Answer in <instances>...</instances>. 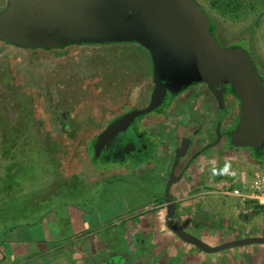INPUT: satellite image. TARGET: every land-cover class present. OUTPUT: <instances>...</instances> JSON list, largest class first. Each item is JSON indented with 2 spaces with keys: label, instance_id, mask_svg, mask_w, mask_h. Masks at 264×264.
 <instances>
[{
  "label": "rangeland",
  "instance_id": "374dc122",
  "mask_svg": "<svg viewBox=\"0 0 264 264\" xmlns=\"http://www.w3.org/2000/svg\"><path fill=\"white\" fill-rule=\"evenodd\" d=\"M197 1L214 21L220 45H235L250 52L264 73V0ZM6 5L7 0H0V12ZM150 73L147 53L133 44L79 45L64 51H35L0 44V187H8L5 194L13 199L9 205L14 207L24 202L27 216L34 205L28 195H48L74 182V185L88 187L85 194L82 193L86 196L81 198L83 203H76L88 214L100 202L110 179L129 185V189L116 201L113 210L104 211L103 221L115 215L129 218L143 206L161 198L163 187L159 192L155 189L158 180L155 171L147 172L146 177L149 174L152 177H144L142 185L137 177L127 173L110 176L105 181V177L120 168L129 165L133 169V166L130 161L124 164L101 160L93 151L97 134L111 121L130 109L144 106L151 89ZM210 101V95L201 87L200 146L214 140L213 129L224 118L220 110H210ZM226 145L230 147V143ZM217 149L208 151L201 159L209 164L199 174L201 178L217 175L220 169L227 167L247 176L259 168L264 171L260 160L248 150H234L236 159L229 166L222 154L212 155L217 154ZM99 179H102V187L90 188L92 182ZM69 192L78 191L63 189L61 195L53 197L54 211L60 217L73 201L72 195L67 196ZM58 195L60 200H57ZM230 201L238 200L231 198ZM248 217L254 219V231H264V209L253 207ZM128 241L127 244L125 239L123 246L137 254L135 244ZM249 247L264 249V244ZM117 250L119 254L112 257L115 264H119L118 258H127L125 249ZM84 251L80 241L61 251L58 259L40 264H95L100 252L89 256ZM155 253L158 255L157 251ZM136 256L131 264L140 262ZM167 261L168 258L157 260L158 264H167ZM236 262L240 264L242 260L233 261V264ZM244 262L264 264V255L248 252ZM215 264L228 262L219 260Z\"/></svg>",
  "mask_w": 264,
  "mask_h": 264
},
{
  "label": "water",
  "instance_id": "95a60500",
  "mask_svg": "<svg viewBox=\"0 0 264 264\" xmlns=\"http://www.w3.org/2000/svg\"><path fill=\"white\" fill-rule=\"evenodd\" d=\"M111 40L145 48L151 55L156 84L163 74L176 78L189 73L196 76L195 80L207 85L220 111L226 109L225 86L231 85L239 100L240 114L236 127L224 136L232 147L250 148L257 156L264 153V83L260 73L247 51L219 45L212 20L197 0H7L0 12V44L51 51ZM154 97L155 93L153 100ZM145 112L133 111L111 123L95 143L96 156ZM220 129L218 123L216 141L201 150L199 156L220 144ZM187 150L188 143L184 142L165 185L167 229L206 254L264 244V238L251 237L210 247L177 226L172 188L189 169L190 163L177 175Z\"/></svg>",
  "mask_w": 264,
  "mask_h": 264
},
{
  "label": "crops",
  "instance_id": "0c3cea01",
  "mask_svg": "<svg viewBox=\"0 0 264 264\" xmlns=\"http://www.w3.org/2000/svg\"><path fill=\"white\" fill-rule=\"evenodd\" d=\"M173 150L174 147L168 154H164V157L161 156L154 162L149 169L119 170L103 180L107 181L114 175L127 173L137 177L142 185L144 177L149 179L152 177L150 174L146 177L147 172L155 171L158 174L155 189L159 192L163 187L164 192ZM220 154L223 155L226 164L229 166L234 164L235 151L226 152L224 149H217V154L212 155L219 157ZM202 158L196 161L183 179L172 188V194L177 203L175 222L179 225L178 227L210 247H218L251 237L264 238L263 230L254 231L252 229L255 222L254 219L250 220L248 217L249 209L239 201L231 202L230 197L221 195L219 188L222 179L219 172L217 175L207 176L206 179L201 178L199 174L208 164L201 160ZM206 173L208 175L209 171L207 170ZM101 180L93 181L90 188L96 186L101 188ZM128 186L114 180L111 181V179L108 180L100 202L96 203L94 209L88 214L80 209L81 205L76 204L81 202V198L86 197L84 190L86 191L88 187L85 185H74L73 182L55 190L52 189L53 192H48V195L42 193L28 195L34 205H31L33 209L28 212L27 216L24 214V202L14 203V207L9 205L13 199L5 194L8 187H0V264H40L45 260L58 259L61 251L80 241L84 244V252L89 256H96L100 251L118 253L117 249H123L119 244L123 245L125 239L127 241L128 239L131 241L142 239L145 243L154 246V251H157L158 255L155 256L153 264H158L157 260H162V258L165 260L168 258L167 264L177 261L180 264H215L219 260L227 261L228 264L242 260L240 264H247L244 262V256L248 252L264 255V249L249 246L206 254L195 246L184 243L166 227L167 205L164 194L161 198L137 210L129 218L121 219V215L117 216L113 211L112 215L115 216L103 221L101 216L104 211L113 210L116 201L128 191ZM206 187L213 188V190L203 189ZM63 189L78 192L67 194V196H73L71 198L73 201L69 202L66 212L60 217L54 211L56 204L53 197L55 194L61 195L60 192ZM59 195L57 200H60ZM76 200L79 201L76 202ZM27 218L28 222H26ZM97 244L100 246L97 247ZM110 244L114 246L109 247ZM144 251L146 253L147 250L144 249Z\"/></svg>",
  "mask_w": 264,
  "mask_h": 264
},
{
  "label": "flooded vegetation",
  "instance_id": "af4514ba",
  "mask_svg": "<svg viewBox=\"0 0 264 264\" xmlns=\"http://www.w3.org/2000/svg\"><path fill=\"white\" fill-rule=\"evenodd\" d=\"M216 37L220 45L219 36L216 35ZM111 41L113 42V40ZM116 41L119 42H111V44H133L140 47L147 53L151 65V89L150 93L145 99L144 106L133 108L130 109V111L123 113L122 115L118 116L113 121H111L100 133L97 134L95 141H97L98 137L115 120L133 111H146L144 114H141L140 116L136 117L133 122L129 123L128 126L122 132H120L109 144H107L100 151L99 156H97L99 159L110 163L115 162L124 164L130 161L131 166H133V169H131L128 165L126 167L120 168V170L122 171H131L136 169L144 170L149 169V167L154 162H156L161 156L164 157L166 153L168 154L171 148L174 147V150L172 151L171 155V164L169 169L170 173L172 163L176 157L178 150L181 148L183 143L186 142L188 143V150L178 168L177 175H179L184 171V168L187 164L190 163V169V167L194 165L196 161L202 158L208 151L214 150L216 148L224 149V151L226 152L234 150H248L253 154V156H256L254 151L250 148L241 149L232 147L231 145L230 147H227L226 145L227 143H230V139L224 136V134L227 131H231L236 127L240 114L239 100L237 99L235 91L231 85H226L224 91L226 109L224 111H221V113H223L224 115V118L221 121L220 129V133L221 135H223L222 140L219 145L204 152L199 156V152L201 150H203L206 146L214 143L217 139L216 128L218 122L216 123V127L213 129V135L215 137L214 140L208 142V144L203 146H200L199 144V139L202 136V131L200 129L201 126L199 125V89L202 87L205 88L208 92L209 90L207 85L200 84L198 80H195L197 79V77L192 75L191 73L185 75L183 78H176L172 75L169 76L163 74L159 82L156 84L154 82V68L150 53L138 44L120 40ZM103 44L106 45L109 43H94L93 45ZM82 45L92 44L85 43ZM222 48L230 47L227 46ZM248 53L250 54V52ZM251 58L255 66L257 67L261 78H264V73L261 70L260 66L255 61L254 57ZM154 93L155 97L153 100L152 98ZM151 105L153 106L151 107ZM93 151H95V149ZM194 156H197V158L193 159ZM260 158V162L264 165V153L260 155ZM169 173L167 181L169 179ZM132 243L135 244L136 249L139 248V251H137V255L138 260L140 259L139 261L141 263L138 262L137 264H143V262L145 264L154 263L156 256L154 246L145 243L142 239H132ZM119 246L125 249V253L127 255L126 259L122 257L118 258L119 264H131L132 260L137 259V256L134 252L129 249H126L123 245L119 244ZM144 249L147 250L146 253ZM116 254L119 253H106L100 251V254L96 259L95 264H101L102 262H104V264H107V261L108 264H115L112 260V257ZM173 264L178 263L174 262Z\"/></svg>",
  "mask_w": 264,
  "mask_h": 264
},
{
  "label": "built area",
  "instance_id": "2783aa9c",
  "mask_svg": "<svg viewBox=\"0 0 264 264\" xmlns=\"http://www.w3.org/2000/svg\"><path fill=\"white\" fill-rule=\"evenodd\" d=\"M222 183L219 192L224 197L237 199L246 208L264 209V171L257 169L251 176L233 168L219 170Z\"/></svg>",
  "mask_w": 264,
  "mask_h": 264
},
{
  "label": "trees",
  "instance_id": "16d2710c",
  "mask_svg": "<svg viewBox=\"0 0 264 264\" xmlns=\"http://www.w3.org/2000/svg\"><path fill=\"white\" fill-rule=\"evenodd\" d=\"M207 13V12H206ZM208 14V13H207ZM209 15V14H208ZM210 17V16H209ZM211 18V17H210ZM211 20H212V18H211ZM212 23H213V25H214V27H215V31H216V35L218 36V30H217V28H216V26H215V23H214V21L212 20ZM111 42L112 41H109L108 43L109 44H111ZM113 42H119V41H116V40H114ZM112 42V43H113ZM93 45V44H92ZM230 48H232V47H237V46H235V45H232V46H229ZM35 51H44V50H35ZM51 51H54V50H51ZM60 51V50H59ZM64 51V50H63ZM249 55H251V57H253L252 56V54L250 53ZM263 79V81H264V78H262ZM208 94L210 95V97H211V101H210V103H211V105L212 106H210L209 108H210V110H212L213 111V109H216L217 111L219 110V108H218V104H217V102H216V100H215V98L211 95V93L208 91ZM254 158L256 159V160H261V158H260V156H254ZM261 167H263L264 168V165L261 163ZM179 226V225H178Z\"/></svg>",
  "mask_w": 264,
  "mask_h": 264
}]
</instances>
